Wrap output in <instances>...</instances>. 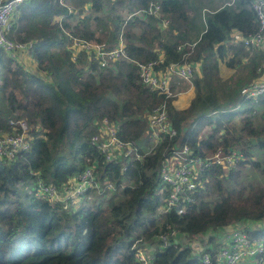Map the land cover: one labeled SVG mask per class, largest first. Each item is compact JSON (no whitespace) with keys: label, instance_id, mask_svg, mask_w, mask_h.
Returning a JSON list of instances; mask_svg holds the SVG:
<instances>
[{"label":"trees","instance_id":"1","mask_svg":"<svg viewBox=\"0 0 264 264\" xmlns=\"http://www.w3.org/2000/svg\"><path fill=\"white\" fill-rule=\"evenodd\" d=\"M229 2L25 0L17 7L9 38L30 43L37 66L0 51V135L22 131L12 120L26 121L30 141L14 159H0V264H143V247L154 248L155 264H202L182 240L164 247L162 238L264 218V94L241 92L262 75L264 50L234 35H253L260 23L255 0ZM153 3L160 16L134 15ZM121 37L128 58L102 66L84 51L72 59L74 38L113 49ZM161 56L159 69L195 65L192 83L174 84L172 97L140 79L137 62ZM223 65L236 75L225 76ZM164 103L175 134L155 144L148 115ZM104 121L119 123L120 138L133 141L142 157L107 161L91 143ZM184 145L202 157L237 148L245 159L228 173L209 169L192 201L166 210L162 166ZM91 166L101 183L118 190H91L67 202L37 194L40 180L69 186Z\"/></svg>","mask_w":264,"mask_h":264},{"label":"built area","instance_id":"2","mask_svg":"<svg viewBox=\"0 0 264 264\" xmlns=\"http://www.w3.org/2000/svg\"><path fill=\"white\" fill-rule=\"evenodd\" d=\"M25 0H0V51L5 50L11 57L16 58L21 53H27L31 44L15 42L9 38L12 27V16L17 7ZM234 0H230L229 4ZM254 8L257 13L260 27L259 31L250 36H235L236 40L242 41L247 47H254L264 50V0H255ZM160 5L151 4L146 9L134 13L138 15L160 16ZM72 12V9L69 8ZM168 20H163V26H167ZM72 59L75 60L79 53L90 52L101 58L102 66L108 60L128 58L125 43L121 37L119 45L113 49H107L105 45L92 43L86 40L74 38L70 46ZM164 58L150 62H137L140 79L151 91H160L167 97L177 94L173 89L174 84L192 83L195 65L190 62L170 63L165 69L157 66ZM264 69V67H263ZM260 71V69H259ZM242 94L246 98H256L264 94V80L259 78L245 85ZM178 93H181L179 91ZM12 124L21 126L22 131L14 134L0 135V159H14L16 155L30 148L28 137L29 127L26 121H11ZM149 134L158 144L162 134L173 136L175 131L168 122L166 104L155 108L148 115ZM120 124L104 121L99 125V132L92 135L91 143L104 154L107 161L139 159L142 154L133 141H124L120 138ZM244 154L237 148L224 151L219 149L213 155L202 157L193 154L188 145L173 150L166 157L162 170L161 179L169 188L168 210L171 206L180 201L188 202L193 198L190 196L199 184L202 177L209 169L221 167L224 173L235 168L242 160ZM120 187V186H119ZM111 182L101 183L98 180L94 166L86 168L81 174L73 179L69 186L57 187L53 184H46L40 180L37 186V194L45 198H55L62 202L77 200L91 190L98 194L114 192L119 188ZM253 231H264V218L250 219L242 218L228 225L211 228L202 233L178 236L175 231L171 237L164 236L163 246L166 247L173 239L176 243L182 240L184 246L194 250L195 257L202 264H264V236L252 235ZM137 258L143 264H155V251L153 247L139 248Z\"/></svg>","mask_w":264,"mask_h":264},{"label":"rangeland","instance_id":"3","mask_svg":"<svg viewBox=\"0 0 264 264\" xmlns=\"http://www.w3.org/2000/svg\"><path fill=\"white\" fill-rule=\"evenodd\" d=\"M207 1V0H206ZM204 13H206L205 11H204ZM206 28V23H205V21H203L202 22V20H201V24H200V32H203V30ZM30 57V56H29ZM30 63H25V67L26 68H29V69H33V70H35L36 69V66H37V63H36V61L32 58V57H30ZM223 68H224V74H225V76H227V77H229V76H231L232 75V73L233 74H235L236 75V71L235 72H233L232 70H228L227 69V67L226 66H224L223 65ZM241 70V69H240ZM189 99H190V95L189 96H187V97H185V102H187V101H189ZM263 178V177H262ZM262 178H261V180H262ZM253 180H254V178H253ZM257 180V179H256Z\"/></svg>","mask_w":264,"mask_h":264},{"label":"crops","instance_id":"4","mask_svg":"<svg viewBox=\"0 0 264 264\" xmlns=\"http://www.w3.org/2000/svg\"><path fill=\"white\" fill-rule=\"evenodd\" d=\"M234 35L239 36L240 33L235 32ZM19 56H20V58L23 60V62H24V61L27 62V63H30V62H31V61H30V60H31V59H30L31 56L29 57V54H28V53H21ZM258 78L261 79V80H264V69H263V73H262V75L259 76ZM191 89H192V88H189V89L187 90V92L190 91Z\"/></svg>","mask_w":264,"mask_h":264},{"label":"water","instance_id":"5","mask_svg":"<svg viewBox=\"0 0 264 264\" xmlns=\"http://www.w3.org/2000/svg\"><path fill=\"white\" fill-rule=\"evenodd\" d=\"M172 128V127H171Z\"/></svg>","mask_w":264,"mask_h":264}]
</instances>
